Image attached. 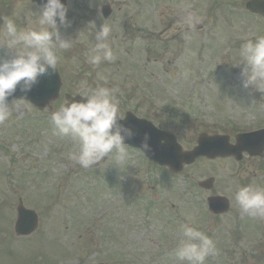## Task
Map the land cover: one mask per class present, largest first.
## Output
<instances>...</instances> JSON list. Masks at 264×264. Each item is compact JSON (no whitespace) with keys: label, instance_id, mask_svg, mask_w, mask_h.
<instances>
[{"label":"rangeland","instance_id":"obj_1","mask_svg":"<svg viewBox=\"0 0 264 264\" xmlns=\"http://www.w3.org/2000/svg\"><path fill=\"white\" fill-rule=\"evenodd\" d=\"M82 1L92 13V0ZM110 1L128 5L134 0ZM136 1L141 7L144 4L140 14L146 18L142 20L146 33H142L141 40L130 33L128 38L135 40L134 44L128 38L124 45L116 40L112 49L114 58L102 60L95 67L88 57L96 41L86 40V33H71L69 25L60 27L63 37L74 40L71 48L59 53L57 66L63 90L77 94L83 88H117L121 116L130 110L161 125L163 119L170 120L168 127L179 128L176 136L183 148L192 147L194 142L190 140L196 138V132L205 129V125L208 127L201 122L207 121L203 115L212 113L207 108V83H210L207 78L226 84L223 87L230 90L233 95L230 98L234 100L229 106L247 103H238L235 110L230 106L228 114V108L222 104L226 93L222 91L211 97L219 103V110L227 111L225 116H242L232 121L233 126L223 125L221 131L232 134L247 126L244 120L255 118L260 120L259 125L264 124V85L260 86L261 91L252 86L243 88V65H237L242 63L241 46L264 36V25L241 10L242 0H215L212 8H208L207 0V12L206 0H149L147 4ZM184 6H190L189 10L204 22L202 30L191 32L181 26ZM138 10L131 6L116 15V19L123 21L130 14L136 17ZM90 13L84 16L91 18ZM34 18L36 24L37 16ZM87 31H93V27L88 25ZM118 32L114 33L121 41V30ZM187 35L184 47L180 40L172 42ZM192 44L194 49H190ZM145 45L149 49L147 54L142 50ZM187 57L194 65L179 66ZM81 73L92 77L85 80ZM146 80L152 81L151 85ZM183 82L190 84L184 90L173 86ZM119 84L125 91H121ZM140 88L144 91L139 92ZM184 95L190 97L187 103H191L190 109L197 115L173 117L171 113L177 108L169 111L167 107L171 99ZM62 103L63 97L54 100L51 111L58 110ZM51 111L40 112L30 105L26 116L13 113L0 124V163L4 164L0 166V264H186L175 256L180 226L186 223L215 244L216 254L206 257L204 264H254L257 259L259 264H264V220L243 212L234 199V192L240 186L264 187V159L237 162L227 158H199L173 175L167 169H154L137 150L126 149L123 160H117L112 153L85 169L68 158L73 143L54 134ZM195 117L199 118L190 124L189 119ZM11 157L28 168L17 171L19 165H13ZM208 177L214 178L213 188L200 189L196 183ZM212 194L229 199L227 215L218 219L208 215L206 197ZM19 196L24 198L26 207L39 213L37 229L25 237L15 236L13 231ZM145 205L154 206L149 216L145 214ZM174 213L178 221L171 220ZM248 216L252 219H243ZM131 229L143 233L142 241L132 235Z\"/></svg>","mask_w":264,"mask_h":264},{"label":"clouds","instance_id":"obj_2","mask_svg":"<svg viewBox=\"0 0 264 264\" xmlns=\"http://www.w3.org/2000/svg\"><path fill=\"white\" fill-rule=\"evenodd\" d=\"M184 6L180 24L195 30L202 20ZM68 8L62 0H43L35 25L18 27L9 18L0 16L3 39L0 40V124L8 121L13 113L23 115L30 108L28 93L39 83L41 77L57 71L59 53L72 47L74 40L61 35L60 26L67 27ZM59 20V25L57 23ZM91 25L95 28L94 22ZM110 27L102 24L95 34V45L88 57L94 67L102 60L111 61L113 52L107 40ZM242 87L252 86L261 91L264 85V36L246 41L240 49ZM19 89L21 96L16 97ZM117 89L109 87L83 88L73 99H66L58 110L50 112L54 134L72 141L73 148L68 158L82 168L99 164L109 154L115 153L117 160L127 156L124 141L131 139L133 130L119 121L120 101ZM11 97V100L9 99ZM80 97V99H75ZM148 136L142 149L148 150ZM234 199L239 208L250 216L264 220V187L246 185L238 187ZM213 240L190 226H180V240L175 251L176 259L186 264H204L206 257L215 255Z\"/></svg>","mask_w":264,"mask_h":264},{"label":"water","instance_id":"obj_3","mask_svg":"<svg viewBox=\"0 0 264 264\" xmlns=\"http://www.w3.org/2000/svg\"><path fill=\"white\" fill-rule=\"evenodd\" d=\"M42 3L43 0H37ZM64 0H62V3ZM247 8L253 12H258L264 15V0H253L247 3ZM60 80L57 72L45 77H41L39 83L28 93L27 98L34 101L36 104L43 106L49 98L56 96ZM22 93L17 89L15 96L19 97ZM11 100V97L9 98ZM67 99H73L67 96ZM75 99H80L76 97ZM124 119L119 121L121 124L131 128L134 135L131 139H126L125 144L140 148L142 152L150 160L156 164L168 166L173 172H178L182 169L183 164L191 163L198 156H215V155H234L240 157L242 150H248L246 143L253 141L256 136L260 137V146L264 143V137L259 133L243 134L238 138L237 145L229 147L226 144V137H206L201 136L198 139V145L190 150L183 151L177 143L175 137L166 131L157 129L151 122L139 119L131 113H126ZM145 134L148 136L147 143L150 145L148 150L142 149V143L145 141ZM241 142H244L241 144ZM256 150H260L259 147ZM255 152V151H254ZM203 187L211 186V180L200 184ZM209 210L214 213H222L228 209V201L224 197H209ZM18 221L16 223V230L20 233H27L31 230L29 224L35 218L32 211L25 210L21 204L18 206ZM28 225V226H27Z\"/></svg>","mask_w":264,"mask_h":264},{"label":"flooded vegetation","instance_id":"obj_4","mask_svg":"<svg viewBox=\"0 0 264 264\" xmlns=\"http://www.w3.org/2000/svg\"><path fill=\"white\" fill-rule=\"evenodd\" d=\"M98 3V7L96 10L93 11V20L92 22H94L95 24V28L93 27V33H96V31H99L102 24H105L107 26L110 27L111 31L110 33H119L116 28H119V30H121L120 33H125V38H128V36L130 35V33H134L136 35V39L141 40L142 39V33H146L145 31H143L142 29V20H146V18H142L140 11L141 8H143L144 4L141 7V4L138 3L137 1H131L130 4H123V6H118L117 8H112L110 3V0H96ZM146 2H148V0H143ZM185 1H190V0H185ZM247 1V0H246ZM104 5H109L108 8H106ZM72 6L78 7L80 9H82V4H81V0H70V9L72 8ZM134 7V8H138L140 10H138L136 12V17L135 15H129L126 19H124L123 21H117L116 19V15L121 14L123 12H126L127 9H129L130 7ZM39 7V6H38ZM37 8V5L35 3H32L30 0H0V13L4 16L5 20L7 19V16H10L12 14H23L25 13H30L32 14V12ZM109 12V15L107 17L103 16L104 13ZM205 11L207 12V0H206V9ZM207 15V14H206ZM259 18V16L257 17ZM261 18V17H260ZM259 18V19H260ZM182 26V25H181ZM205 26L204 22H202L201 25L198 26V30L202 29ZM185 29L187 28L186 26H183ZM192 32V30H191ZM137 33H141V34H137ZM0 38L1 40L3 39V28L0 27ZM129 39V38H128ZM129 43L130 44H134L135 40H130L129 39ZM134 41V42H133ZM176 40H173L172 42H175ZM181 44H184L187 42V40L182 39L180 40ZM179 42V40H178ZM146 48V47H145ZM182 53H179V55ZM184 60L186 61V64L184 63ZM192 59L190 57H187L186 59L183 58V61L180 62L181 66H187L190 67L193 62L191 61ZM211 79H207V81H210ZM221 86H223V84H220ZM232 95V94H231ZM190 97H188L187 95L184 96H177L173 99H171V103L168 105L170 106L168 108V110L170 111V109L172 108H177L175 110V113H171L172 116H180L183 115L185 118L186 117H190L189 113H195V111L190 109L191 103H187L189 102ZM228 99H225V101H227ZM257 101V100H255ZM222 103L223 106H225V103ZM240 105H246V102L240 103L238 102ZM238 103H237V107H238ZM230 106L232 108H234L233 104H230ZM264 106V105H263ZM207 108H209V111H211L212 113H209L208 115H203L204 118H207V123H211V122H216V123H220L222 125H227L230 124L231 126H233L234 122L230 121L229 119L227 120L224 117V113L219 110V103L215 100H211V98L207 95ZM194 117V116H192ZM195 118H199V117H195ZM234 118H242V116L237 115ZM188 121V120H187ZM163 125H161L160 123H157V125L161 128V129H165V130H171L174 134H178L179 132V128H170L168 127V124H171L170 120L167 119H163L162 120ZM189 123V122H188ZM190 125V124H189ZM188 127V125H182V127ZM191 126V125H190ZM249 126V125H248ZM261 127H257L254 129H260ZM192 129V126H191ZM253 129V130H254ZM205 132L207 134H224V132H222L217 126H208L205 127V129L199 130L196 133L199 134V132ZM249 130L243 129L241 128V130L235 131L230 135V142H234V137L236 134L241 133V132H247ZM251 131V130H250ZM261 137H264V135H262ZM195 142V139L190 140L191 142ZM259 143V141H255L249 144L250 147H256L257 144ZM251 152L256 151V149H251ZM244 156L242 157V159L240 160L241 162L243 161H247V160H261L264 159V156H260L262 158H258L257 156H250L248 154H243ZM132 235L136 236L138 240L142 241V236L143 233H136L135 231H132Z\"/></svg>","mask_w":264,"mask_h":264}]
</instances>
